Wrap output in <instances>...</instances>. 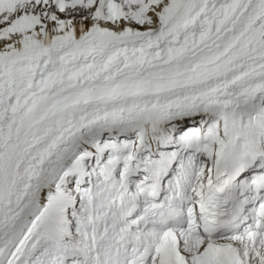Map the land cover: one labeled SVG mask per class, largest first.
I'll list each match as a JSON object with an SVG mask.
<instances>
[{
  "label": "snow or ice",
  "instance_id": "6c2138e0",
  "mask_svg": "<svg viewBox=\"0 0 264 264\" xmlns=\"http://www.w3.org/2000/svg\"><path fill=\"white\" fill-rule=\"evenodd\" d=\"M0 264H264V0H0Z\"/></svg>",
  "mask_w": 264,
  "mask_h": 264
}]
</instances>
